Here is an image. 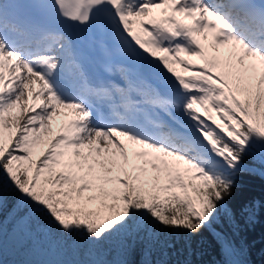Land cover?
<instances>
[{"label":"snow or ice","instance_id":"snow-or-ice-1","mask_svg":"<svg viewBox=\"0 0 264 264\" xmlns=\"http://www.w3.org/2000/svg\"><path fill=\"white\" fill-rule=\"evenodd\" d=\"M242 172L264 175V0H0V258L135 264L207 231L213 264H250L215 227L255 223Z\"/></svg>","mask_w":264,"mask_h":264},{"label":"trees","instance_id":"trees-1","mask_svg":"<svg viewBox=\"0 0 264 264\" xmlns=\"http://www.w3.org/2000/svg\"><path fill=\"white\" fill-rule=\"evenodd\" d=\"M245 164L252 166L250 158H246ZM252 201L261 205L254 224H246L237 214V227L233 228L226 220H221L215 227L217 231L233 235L238 243L250 246L251 250L247 257L250 264H264V175L242 172L237 177V187L233 191L229 206L233 209H240ZM145 252H147V257L144 255ZM145 258L150 259L153 264H161V262L165 264H213L217 256L212 235L206 231L201 242L194 243L191 248L180 244L172 248H162L148 241L146 237L144 240L137 239L129 259L135 264H142ZM28 259L39 264L46 257L41 255L28 257L9 248L0 258V264H22Z\"/></svg>","mask_w":264,"mask_h":264},{"label":"bare ground","instance_id":"bare-ground-1","mask_svg":"<svg viewBox=\"0 0 264 264\" xmlns=\"http://www.w3.org/2000/svg\"><path fill=\"white\" fill-rule=\"evenodd\" d=\"M173 67L175 68L176 71L180 72V74H184L183 72L180 71V66L178 64H174Z\"/></svg>","mask_w":264,"mask_h":264},{"label":"rangeland","instance_id":"rangeland-1","mask_svg":"<svg viewBox=\"0 0 264 264\" xmlns=\"http://www.w3.org/2000/svg\"><path fill=\"white\" fill-rule=\"evenodd\" d=\"M63 119H64L63 117L59 118L58 121H57V125H58Z\"/></svg>","mask_w":264,"mask_h":264}]
</instances>
